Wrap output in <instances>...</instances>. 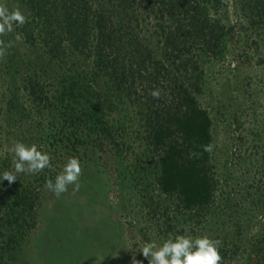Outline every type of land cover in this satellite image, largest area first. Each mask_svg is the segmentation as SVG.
Returning a JSON list of instances; mask_svg holds the SVG:
<instances>
[{
	"label": "rangeland",
	"instance_id": "374dc122",
	"mask_svg": "<svg viewBox=\"0 0 264 264\" xmlns=\"http://www.w3.org/2000/svg\"><path fill=\"white\" fill-rule=\"evenodd\" d=\"M0 4L27 12L24 0ZM208 14L226 33L221 56L190 55L194 80L182 73L179 96L170 97L162 82L167 100L180 104L183 126L166 115L158 138L161 117L151 113L147 95L128 86L129 97L119 103H129V116L118 132L127 146L106 139L78 144L73 123L63 124L52 109L58 80L72 72L88 79L89 61L67 52L52 59L36 34L24 37L20 27L0 37L13 43L0 59V196L4 205L21 202L25 221L23 240L8 243L6 264H148L144 244H162L170 234L221 241L222 264H264V20L254 0H213ZM93 81L104 94L125 87ZM111 117L117 116L103 109L102 120ZM17 141L48 153L52 167L17 174L9 184L3 173L14 171L9 149ZM209 143L211 154L202 150ZM70 157L81 164L80 190L73 195L69 186L56 198L45 180L54 182ZM86 222L93 235L84 233Z\"/></svg>",
	"mask_w": 264,
	"mask_h": 264
},
{
	"label": "trees",
	"instance_id": "16d2710c",
	"mask_svg": "<svg viewBox=\"0 0 264 264\" xmlns=\"http://www.w3.org/2000/svg\"><path fill=\"white\" fill-rule=\"evenodd\" d=\"M211 1L24 0L27 23L20 27L24 37L35 33L45 54H52V59L63 60L67 52L74 59L89 61L88 79L72 72L58 80L59 86L52 88V103L56 105L52 109L58 118L64 117L63 124L73 123L70 134L76 143L99 144L106 139L110 144L127 146L126 136L121 137L118 132L123 130V120L129 116V103H124L125 108L119 103L120 97H129L128 86L147 95L144 101L149 102L151 113L161 117L154 125L160 132L158 138L166 132L163 123L166 115L170 118L166 122H173L175 127L183 126L186 119L182 120L180 104L167 100L162 82L168 83L170 97L179 96L180 88L175 81H186L182 73L188 71L194 80L190 69L195 62L190 55L221 56L226 33L208 14ZM254 4L258 19L263 21L264 12L259 13L264 0H254ZM158 47H161V55ZM96 78L125 87L119 93L114 89L104 94L96 86L98 81H93ZM62 81L70 83L65 87ZM27 86L34 96L31 79ZM155 89L163 90L159 99L150 94ZM185 91L181 90L182 94ZM130 101L136 105L132 99ZM103 109L117 117H111L110 123L102 120ZM139 109L142 111L141 107ZM151 109L148 108V112ZM153 140L156 143L159 139ZM49 216L50 213L46 219ZM86 223L84 233L93 235L94 226ZM23 224L21 202L4 205L0 196V264H6V251L12 250L8 243L16 241L18 245L23 240ZM53 252L56 255V251Z\"/></svg>",
	"mask_w": 264,
	"mask_h": 264
},
{
	"label": "clouds",
	"instance_id": "9594fccd",
	"mask_svg": "<svg viewBox=\"0 0 264 264\" xmlns=\"http://www.w3.org/2000/svg\"><path fill=\"white\" fill-rule=\"evenodd\" d=\"M27 23L26 16L16 8L9 10L5 4H0V37L13 32L15 27H23ZM13 47L11 41L5 42L0 39V59L8 54V49ZM154 99L160 98V90L155 89L151 93ZM214 145L209 143L202 146L203 152L211 154ZM13 156L14 171H5L3 180L9 184L17 180V174L36 175L43 172L46 168H51V156L38 150V146L32 144L25 145L22 142H15L9 149ZM197 156V153H192ZM82 168L77 157H70L64 165L61 173L55 177V181L47 178L45 188L52 192L56 198L68 192L72 186V194L75 195L81 187L80 176ZM221 241L210 239L207 236L195 237L191 235H176L169 238L162 244L156 242L145 243L140 253L147 260L148 264H222V256L219 248ZM133 264V262H132ZM135 264H139L135 260Z\"/></svg>",
	"mask_w": 264,
	"mask_h": 264
}]
</instances>
